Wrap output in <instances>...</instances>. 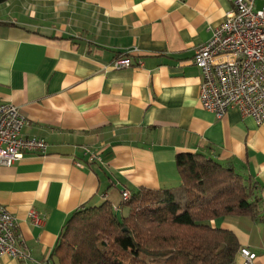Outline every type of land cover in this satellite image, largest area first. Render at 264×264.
Returning a JSON list of instances; mask_svg holds the SVG:
<instances>
[{"label": "crops", "instance_id": "obj_1", "mask_svg": "<svg viewBox=\"0 0 264 264\" xmlns=\"http://www.w3.org/2000/svg\"><path fill=\"white\" fill-rule=\"evenodd\" d=\"M263 6L254 0L256 9ZM231 10L228 0L0 4V104L25 117L24 137L47 145L0 167V205L17 220L29 264H53L52 251L78 210L107 203L124 214L123 192L178 187L175 158L182 153L232 166L258 187L264 211V123L237 109L221 120L203 110L202 75L192 62ZM117 58L130 68L113 69ZM31 211L42 225L33 224ZM209 224L231 231L264 264L260 216Z\"/></svg>", "mask_w": 264, "mask_h": 264}, {"label": "trees", "instance_id": "obj_2", "mask_svg": "<svg viewBox=\"0 0 264 264\" xmlns=\"http://www.w3.org/2000/svg\"><path fill=\"white\" fill-rule=\"evenodd\" d=\"M175 164L179 186L130 194L124 216L107 203L75 212L52 251L53 264H234L236 236L209 222L264 220L258 187L201 154H178Z\"/></svg>", "mask_w": 264, "mask_h": 264}, {"label": "built area", "instance_id": "obj_3", "mask_svg": "<svg viewBox=\"0 0 264 264\" xmlns=\"http://www.w3.org/2000/svg\"><path fill=\"white\" fill-rule=\"evenodd\" d=\"M232 10L224 21L212 30L211 38L194 52L193 64L200 70L202 81L199 102L217 120L230 109H237L242 117L257 126L264 123V6L254 7V0H228ZM115 70L130 68L128 59L117 58ZM26 119L12 104H0V167H11L25 153H44L43 140L26 138L22 130ZM94 157L92 158V160ZM131 198L121 194L122 202ZM33 224L42 225L44 219L29 213ZM238 264H260L257 256L247 248L239 251ZM10 258L18 264H29L30 254L18 232L16 218L0 205V259Z\"/></svg>", "mask_w": 264, "mask_h": 264}, {"label": "rangeland", "instance_id": "obj_4", "mask_svg": "<svg viewBox=\"0 0 264 264\" xmlns=\"http://www.w3.org/2000/svg\"><path fill=\"white\" fill-rule=\"evenodd\" d=\"M125 209H123V216L124 215H126V213H125V211H124ZM119 216H121V214L119 215ZM237 230L236 231H239L240 233H243V228H241V230H240V228H236ZM241 249V248H240ZM240 249L238 250V252H237V255H236V261H235V263L234 264H238L239 262H240V257H239V251H240ZM257 262L258 263H260V257L259 256H257Z\"/></svg>", "mask_w": 264, "mask_h": 264}]
</instances>
